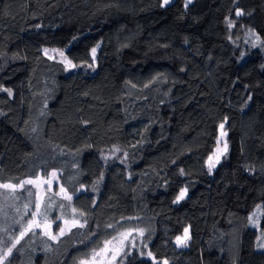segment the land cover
Instances as JSON below:
<instances>
[{"label": "trees", "instance_id": "1", "mask_svg": "<svg viewBox=\"0 0 264 264\" xmlns=\"http://www.w3.org/2000/svg\"><path fill=\"white\" fill-rule=\"evenodd\" d=\"M162 4L0 0V183L56 172L72 199L43 196L53 233L84 224L5 255L39 191L0 189V264H79L127 229L144 235L119 264H264V0Z\"/></svg>", "mask_w": 264, "mask_h": 264}, {"label": "snow or ice", "instance_id": "2", "mask_svg": "<svg viewBox=\"0 0 264 264\" xmlns=\"http://www.w3.org/2000/svg\"><path fill=\"white\" fill-rule=\"evenodd\" d=\"M170 2V0H163V4L167 5ZM192 0H186V7L187 4H190ZM237 16L243 15V12L240 10H237L236 12ZM232 24L229 23V27H231ZM52 52L57 53L60 57L63 58V61L66 62L67 65H71L72 67H75V65H72V62L67 59V57L64 55V52L58 49H52ZM45 54L47 55L49 50L45 49L44 50ZM96 49H92V54L93 57H95ZM51 59L52 57L49 56ZM0 91H6L8 92L9 96L12 95L11 89H6V88H0ZM220 129H221V139L227 135L224 129V124H220ZM217 143H220V140L217 141ZM228 145L227 143H224L223 148L217 147L216 151L213 153V155L208 157V168L209 172L220 162V158L222 155H224L227 152ZM183 174V170H181ZM52 177H56V173L53 172L51 173ZM42 184H47L49 185V191H51V180L45 179V180H40L39 177H36L35 179H27V180H22L18 184H13V183H0V189H4L7 192L14 193L17 188H23L24 185H32L36 188H39ZM63 194L64 198L71 201L72 197L68 195L66 189L63 187L60 188L59 192L56 193V195ZM187 194V189H181L179 194L176 197L175 202H179L185 198ZM29 195H32V193L29 191ZM42 204H43V197L37 193V202L35 205V211L32 212V218L26 222V224L22 225V230L19 232L18 236L12 237L9 236L8 239L12 240V244L10 247L7 248V251L5 255H9L12 252V249L16 247L17 244L20 243V241L24 238L25 235H27L29 232H31L33 235H35V229H41L43 232V235L46 236L48 239L56 241L59 236H62L65 234V231H71L72 228L75 227H84V224L80 223L79 221L73 219L72 221L64 220L63 216L57 217V219L63 220L64 221V227H59L58 233H53L52 232V221H49L48 218V213L47 210H42ZM28 205H25V208H27ZM50 207V205H49ZM63 207V205H61ZM76 209H73V212H75ZM80 215H84L83 213H80ZM40 219H37V218ZM249 221L253 224V226L257 225V221L255 219V213L253 215L248 217ZM6 232L7 229H4ZM135 231L138 232L139 235L143 236L144 235V229H136ZM133 229H127L123 232L118 233L117 236H113L111 240H105L103 241V246H98L97 248H94L91 250L90 253H88L84 258L79 260V264H113V261H115L118 256L123 252L126 242H129V237L132 235ZM190 239L189 237V229L185 228L184 230V235L183 236H177L176 237V244L180 247H186L187 246V241ZM115 242V243H114ZM4 241L0 240V244H3ZM132 246L135 247V244L132 243ZM109 253L111 255L109 256ZM149 257H152V253H148ZM154 259V258H153ZM3 257H0V262H2ZM162 264H168V262L165 260L162 262Z\"/></svg>", "mask_w": 264, "mask_h": 264}, {"label": "rangeland", "instance_id": "3", "mask_svg": "<svg viewBox=\"0 0 264 264\" xmlns=\"http://www.w3.org/2000/svg\"><path fill=\"white\" fill-rule=\"evenodd\" d=\"M171 2H172V0H170L169 3H171ZM169 3H168V4H169ZM51 50H52V49H49V52H48L49 56H51V57H53V58H59V59L63 60L62 57H60L57 53L52 52ZM64 55H65V54H64ZM223 131H225V132L227 133V135H226L225 137H223V139H221V129H220V137H219L220 143L218 144L217 147L223 148L224 143H227V145H228L227 152H228V150H229L228 132H227V130L225 129V126H224ZM227 152H226L224 155L221 156V158H220V162H219L218 164H216V166L212 169V172H214V170L216 169L217 165H219V164L221 163V161L223 160V158L225 157V155L227 154ZM55 173H56V172H55ZM39 178H40V180H45V179L51 180V190H53L55 187H57V189L60 190L61 185H60L59 174L56 173V177H52V176L50 175V176H48V177L41 176V177H39ZM37 189H38V191H39L40 196L43 197V196L45 195V193L48 191V189H49V185H47V184H42V185H41L39 188H37ZM187 194H188V191H187ZM187 194H186V195H187ZM61 195H63V194H61ZM260 209H261L262 212H263L262 217L260 218V220H259V224H258V225L260 226V228H261V221H262V218H263V216H264V210H263V208H262L261 206L258 207V210H260ZM258 217H259V216H258ZM63 227H64V226H63ZM254 227H256V226H254ZM188 229H189V236H191L190 228H188ZM51 230H52V232H53V230H54V228H53V224H52V229H51ZM66 231H67V229H66ZM66 231H65V232H66ZM182 236H183V235H182ZM137 237H141V235H139L137 231L133 230L132 235L129 237V242H130V241H134L135 239H137ZM114 243H115V242H114ZM127 244H128V242H126V246H125L123 252L118 256V258H117L115 261H113V264H119V259H120L121 255L124 253V251H125V249H126V247H127ZM187 244H188V243H187ZM258 248H259L260 250H264V246L259 245ZM110 255H111V253H109V256H110ZM105 264H106V262H105Z\"/></svg>", "mask_w": 264, "mask_h": 264}]
</instances>
